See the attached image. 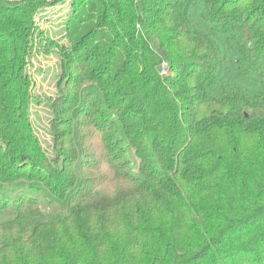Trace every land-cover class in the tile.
Returning <instances> with one entry per match:
<instances>
[{"label":"trees","instance_id":"trees-1","mask_svg":"<svg viewBox=\"0 0 264 264\" xmlns=\"http://www.w3.org/2000/svg\"><path fill=\"white\" fill-rule=\"evenodd\" d=\"M66 1L0 0V264H264V0H70L51 157L26 67Z\"/></svg>","mask_w":264,"mask_h":264},{"label":"rangeland","instance_id":"rangeland-1","mask_svg":"<svg viewBox=\"0 0 264 264\" xmlns=\"http://www.w3.org/2000/svg\"><path fill=\"white\" fill-rule=\"evenodd\" d=\"M69 1L44 9L35 18L37 32L32 42V50L27 59L26 75L29 80V107L28 120L34 136L39 141L41 148L51 157L54 156L52 148L51 121L54 115L51 105L61 95L60 85L62 84L61 59L56 54L54 47H48L44 51L45 42L52 46L56 43L67 45L65 39L68 19L71 14ZM42 38L46 39L39 45ZM165 69V68H164ZM166 71V69H165ZM39 238L43 245L50 246L54 242V235L49 230L40 228ZM55 263L53 258L47 259L43 264Z\"/></svg>","mask_w":264,"mask_h":264},{"label":"built area","instance_id":"built-area-1","mask_svg":"<svg viewBox=\"0 0 264 264\" xmlns=\"http://www.w3.org/2000/svg\"><path fill=\"white\" fill-rule=\"evenodd\" d=\"M165 71V69H163V72Z\"/></svg>","mask_w":264,"mask_h":264}]
</instances>
